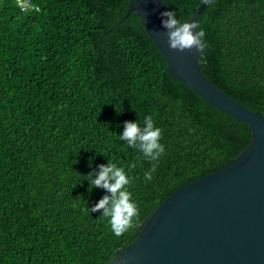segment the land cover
<instances>
[{
	"label": "trees",
	"instance_id": "1",
	"mask_svg": "<svg viewBox=\"0 0 264 264\" xmlns=\"http://www.w3.org/2000/svg\"><path fill=\"white\" fill-rule=\"evenodd\" d=\"M204 0H162L189 21ZM129 0H0V264H106L182 185L232 162L247 124L169 76ZM164 10V11H165ZM205 78L264 116V0H213L198 24ZM151 116L165 152L149 161L119 139ZM107 159L131 177L138 211L121 235L92 205L87 174ZM155 166L151 180L145 171Z\"/></svg>",
	"mask_w": 264,
	"mask_h": 264
},
{
	"label": "water",
	"instance_id": "2",
	"mask_svg": "<svg viewBox=\"0 0 264 264\" xmlns=\"http://www.w3.org/2000/svg\"><path fill=\"white\" fill-rule=\"evenodd\" d=\"M204 0L188 22L198 24ZM162 0H129L169 76L219 111L247 124L251 140L232 162L175 190L145 219L134 241L106 264H264V116L211 84L200 52L172 50L161 27Z\"/></svg>",
	"mask_w": 264,
	"mask_h": 264
},
{
	"label": "clouds",
	"instance_id": "3",
	"mask_svg": "<svg viewBox=\"0 0 264 264\" xmlns=\"http://www.w3.org/2000/svg\"><path fill=\"white\" fill-rule=\"evenodd\" d=\"M160 17L161 27L167 30L170 49H196L200 52L206 47L205 33L195 22L178 19L176 12L170 9L161 12ZM161 138L162 130L156 126L151 116H145L143 123L140 119L123 121V128L119 133L121 141L138 150L149 161H157L164 154L165 145L161 143ZM154 170L153 165L145 171L144 178L151 180ZM86 176L90 190L96 187L105 190V194L92 205L90 211H99L107 218L113 234L121 235L138 211L128 188L131 183L128 171L118 162L107 159L106 164L97 165Z\"/></svg>",
	"mask_w": 264,
	"mask_h": 264
},
{
	"label": "built area",
	"instance_id": "4",
	"mask_svg": "<svg viewBox=\"0 0 264 264\" xmlns=\"http://www.w3.org/2000/svg\"><path fill=\"white\" fill-rule=\"evenodd\" d=\"M18 8L23 12L32 11L35 7L32 3V0H14Z\"/></svg>",
	"mask_w": 264,
	"mask_h": 264
}]
</instances>
